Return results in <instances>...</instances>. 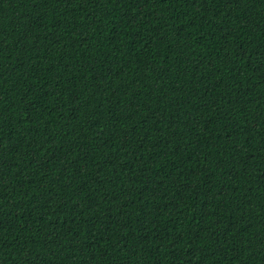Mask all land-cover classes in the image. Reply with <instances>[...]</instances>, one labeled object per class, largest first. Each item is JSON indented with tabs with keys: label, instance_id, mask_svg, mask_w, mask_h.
<instances>
[{
	"label": "trees",
	"instance_id": "16d2710c",
	"mask_svg": "<svg viewBox=\"0 0 264 264\" xmlns=\"http://www.w3.org/2000/svg\"><path fill=\"white\" fill-rule=\"evenodd\" d=\"M0 264H264V0H0Z\"/></svg>",
	"mask_w": 264,
	"mask_h": 264
}]
</instances>
